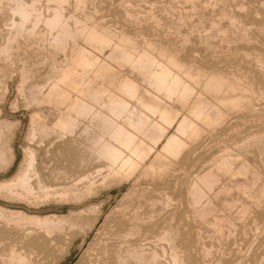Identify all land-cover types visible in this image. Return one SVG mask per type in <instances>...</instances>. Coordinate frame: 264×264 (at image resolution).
<instances>
[{
    "label": "bare ground",
    "instance_id": "6f19581e",
    "mask_svg": "<svg viewBox=\"0 0 264 264\" xmlns=\"http://www.w3.org/2000/svg\"><path fill=\"white\" fill-rule=\"evenodd\" d=\"M43 1H45V5L42 4ZM71 1L70 0H0V17H2V16H3L2 18L9 17L10 19L9 18H6V19L11 20V23H10L11 28L9 27L10 34H9V36L7 35L8 37H7L6 41L4 43L0 44V77L5 72L8 71V73H9L11 70L13 71L16 69L15 58H18V57L15 55L16 54L19 55V53H16L14 55L13 50L16 51V48L17 49L19 48V50H20L24 45V44L21 45L20 43H18V39L20 37L23 38L24 36L29 38L33 35V39L26 46L27 49H30V52L27 55V53H26L27 51H24L25 47L23 48V52L26 53V55L28 56L29 59H31V58L32 59L36 58V59L34 62L31 59L30 64L31 63H33V64L30 65V68L25 67L26 69H22L23 65L26 64V63H24L23 60L22 61L24 64L21 62L23 64L21 66V70L19 69L20 65H18L19 66L18 67V69H19L18 74L21 77V85H20V87L18 86L19 91H20L19 93L22 92V94H23V91H24V93H25V91H28L27 88L25 90V84L28 83V81L30 79H32V82H31L32 85L31 86L34 88V90H33L32 94L30 93V95H29V93H28L26 95H29V97L32 95V97H30V98H32V101H35V104H37L36 102H38L40 105H52V106H55V108L57 106H61V105L67 106L66 114H64V115L59 114L60 116L56 119L57 122L56 123L54 122L55 123L54 125L57 128L61 129V131H64L63 132L64 134H71L72 136H74L73 140L77 139L78 143L77 142L76 143L79 144L78 146H79L80 152H81V154H79V156H81L82 165L83 166L85 165L86 169L81 176L79 175L80 177L78 178V181L73 184L74 187L68 186L69 185L68 184V185H66V186H68V188L66 187V189H65V187H64V189H65V190L63 189L64 191L52 192L43 186V184L41 182L42 179L40 180V174L38 172L39 169H37L36 154L30 148H28L29 147L28 146L25 149V156H24L25 158L23 159L24 161H23V163L21 162L22 165L19 167V170L15 174V176L13 178L11 177V179L0 180V193L3 196L8 197V199L9 198H16V200L21 199L20 201L27 200V201L31 202V200L38 201L39 199H41L43 202L44 200L49 199L51 197H56V198L59 197L62 199L64 198L66 201L68 198L73 199V200H78L82 196L84 197V195L87 196V199H88L89 196H91V195L95 196V194L97 195L98 193H100L104 189L105 190L111 189L113 187H119V188L123 189L124 186H127L128 188L125 190L126 191L125 195L123 194L124 195L123 197L126 198L127 201H125L122 197V199L127 203L124 204L121 202V204H119V207L121 209L118 207L119 209L116 208V210H114L115 212H113L116 214V216H118V218L113 220V217H112L113 213H110L111 217H112V221H113L112 222L113 224L111 225L112 226L111 231L113 232L112 235H114L113 238H115V237L117 238L119 244H116V242L113 243L112 242L113 240L111 242L113 244H116L117 246L115 245V247H114V245L111 246L109 244L110 240H109V242L107 241V238H109L108 234L109 233L111 234L109 229L107 230L109 232V233L107 232V237H104L105 235L102 236V237H104V239L106 238L105 239L107 242L106 244H109L108 246L113 248V251L110 250L109 252L114 253V256L116 258L115 264H117V263L118 264H163L161 262V257L163 255V257L165 259V256H164L165 254L166 255L170 254V260H169L168 264H191L193 260L191 261L190 257L194 253L189 254L188 248H190V247H188V246H190V243H193V242H190V243L188 242L189 245H188V243H186V245H188V246L185 245V242H187L189 240L185 241L184 236L185 235L187 236L189 234H186L187 232H185L187 228L185 229V231H182L180 229V226L181 227L183 226V222H182L183 220H181V222H182L181 223L179 220L180 218H178L179 216H181V213L184 210H185L184 214L183 213L182 214L184 216H186L185 212H188V211H186V209H184V208H187L188 204L190 207L192 206L193 208H196V210L199 211V212L197 211L198 214L200 213V215L202 217H204L203 220H206L208 218V217L206 218V215L215 213V212H213V211H215L214 210L215 204L213 203L214 204V207H213L211 205V203H212L211 201H208V202L206 201L207 198L210 197L212 192H214V193L217 192L216 195H214L215 196L214 199L217 198L218 196H220L221 194L224 195V193L227 194V197L230 199L228 194L230 195L231 192H234L232 190L236 186V188L239 189L240 192H242L243 194L248 196V197L245 196L248 198V201H246L248 204H244V206L242 205L246 211L243 208H242L243 210L240 209V205L238 204L239 202H237V205H239V209H240V210L238 209V211L242 210V215H243V212H247V209L248 208L250 209V207L253 205H256V203H257V205H259L261 203L260 200H262L264 198V179H263L264 174L260 171L264 166L260 167L261 169L256 171V168L258 166H260V164H261L259 162H258L259 165L255 168V170L250 168V171H252V170L255 171V172L252 171L253 177H252V179L250 178L251 179L250 181H252V180L253 181L252 182L247 181L248 183H252V187L250 186V184L247 185L246 184L247 182L245 183V181H243L241 183L238 182L235 186H234V183H235L234 182L233 183L234 187L222 186V185L217 186L218 181H221V180H219V178L221 179L223 174L226 177L230 176V177L236 178L237 175L245 173L244 167H246V165L243 166L241 163V167L237 168L233 164L236 160L240 159L238 157L240 154L239 152H241L240 149H243L244 152L246 153L247 151L244 148H247V150L249 151V150H252L251 148H253L254 146L256 147L257 143L261 144V142H262V144H263V142H264V127L262 126L264 124H262V125L260 124L261 127L258 125V127H260V128H258V127L257 128L263 129V130L258 132V134H256V135L254 134L255 136L252 134L251 138L248 136L249 140H247L245 138L246 141L243 140L244 142H242V139H244V138L241 136L242 139H240V141L242 143L239 144V142H237L238 144H236V142H234L235 146L229 145L230 146L229 148L234 146L232 149H229V148L225 149L226 147L223 148L224 146H222L226 140L225 138L222 137L224 135L223 132H224L225 126L229 123V120L231 119V117L239 116L238 121H235L233 119V122L234 121L238 122L236 124L241 123V126H242V124H245V123H243L244 120L245 121L250 120L249 121V124H250L251 120H252V122H254L256 120V118H258V119L263 118L264 119V114H263L264 111L262 112L260 109V111L262 113H259L258 109H257L259 107V105H258V107H256L257 104L255 102L256 100L262 98V96L264 95V90H263V86H262L264 83V49L263 48H256L255 47L256 45H253L254 42L252 44L251 42L248 41V38H250V36L253 35V33H254L252 31L253 25L254 24H259V25L261 24L262 26L264 25V23L262 24V22L264 21V19H263L264 16H263V18L260 17V14H262V13L259 12L260 14L258 15V18L260 20L262 18V20H261V22L259 21L260 23L258 22V20L255 21L256 15H257L256 13L258 11L254 12L255 15L250 12L251 13V15H250V13L247 11V9H245L244 1L243 2L241 1L237 4V2H236L237 0L236 1L231 0L232 2L231 1L230 2L233 5H234V3H236L237 5H235V6H240V8H236L233 6L232 8H236L237 10L231 9L232 11H230V9H229L230 12L227 11L228 9H226L225 4H224V3H226V1L228 2V0H184L183 1V4H185L184 2L188 3V5L190 4V6L192 7L191 9L200 7L199 10H201V7L203 6V4H204L203 7H209L211 5L212 9L214 10V11L213 10L212 11L214 13L217 10V9H215L216 6L219 5L221 2L222 6L221 7L218 6L219 13H216L217 15H219L218 17H223L224 21H225V18L228 19V22L230 24L229 26H231V27L236 26V25L239 26V23L242 22L240 31L238 33V36L241 39H238L237 35H236L237 37L236 36L232 37V35L234 34V33L232 34V30L235 27L231 30V32H228L230 30H228L226 28H224V29H226V30H224L223 26H222L223 30L220 29L218 31L220 33H218V34H215V33L208 31V34L206 36L203 35L202 36L203 39L201 38L203 40V42L201 41V43L204 44V46L208 50V53L210 52L209 53L210 55L212 53H214L216 48H218V47L220 48L219 45L221 44V41H223L222 43L224 45V43L226 41H227V43H229V41L232 38L234 39L236 37L238 40H240V42H243L242 39H246L245 41H247L248 44L251 43L252 51L253 50L259 51L258 55L256 54L257 58H254L256 60V63H257V64L255 63V66L258 65V67H259V68L257 67L259 69V73H257V74L255 73V72H258L257 68H255L256 71L254 70L255 71L254 73L256 75H258V78H255V76L254 77L251 76L250 78H248L246 80L245 77H247L248 74L245 72L247 75L244 76L245 74L243 71H245L246 69L249 70L250 68H253L254 66L252 67L250 64L251 67L249 66V67H246V69H245L242 64L246 63L247 61L246 62L243 61L244 57L242 60L244 63L239 62V65L241 63L242 68H244L245 70H243V69L239 70V69H237V67H236V70L230 69L231 67L229 68V66H228L229 62L228 63H227V61L223 62L225 59L224 56L222 58L223 60L219 61L216 59L217 57L216 58L213 56L211 57L210 55H209L210 57H204V56H207V55H204L202 57V58H204L202 60V63L201 62L199 63L196 61L195 56L198 55L199 56L198 58L202 59L200 57L202 55H199L196 47H195V49H196L197 55L194 54L195 49L193 50V52H194L193 54L195 56H193L191 52H188V51L186 52V49H188L187 48L188 45L186 46V44H188L189 41L191 40V39H189L190 35L187 34V36L184 39H181V41H184V42H181V43H183V46L178 48L175 45L176 40H174V39H176V37L178 35H176V37H175V36L171 35V32H170V36L175 37V38L174 39L172 37L167 38L165 36L166 35L165 33L169 32L168 31L169 29H167V32H164L166 30L162 31L165 27L163 28L164 25L160 24L162 22H160L161 19L158 16L160 19V21H159L157 15L151 17L150 19L157 17L158 21H154L155 18L152 21L155 23L158 22V24H160L159 26L162 25L163 29L159 30L158 27H156V26H155L156 29H153L154 23L152 21L148 22L150 19H147L148 21H142V24H143V22L144 23L147 22V23L140 25L141 23L139 24V22H138L137 26H134V27L132 26L133 29L131 28V30H130L129 28H130L131 24L129 22L137 20L138 19L137 16L139 14V12H137V11H139V10L141 11V9H142V8H140L139 3L136 4L137 5L136 7L134 6L136 2L134 3V5L132 3V6H131V4H126L125 0L124 1L122 0L121 3L124 2L126 5L125 4L120 5L121 4L120 2L116 3V5H118L120 3L119 4L120 6H118V7H121V16L122 17L121 16H119V17H121L123 20H125V21H123L121 18L118 17L120 19V21H122L121 23L124 24L125 26L123 25V26H121L122 27L121 29L118 28L119 30H116L117 27H116V29H114L115 26H113V29L109 28L110 26H112L110 24H109V27H106L103 24L98 23L100 21L99 20L100 16L99 17L97 16L98 22H95L96 21L95 19L97 17L95 18L96 15H94L93 13L98 12V11H100L99 13L106 12L105 6L103 7L105 10L101 11L102 10L101 3H102V1L104 2V0H98V2L96 0H74L75 1V5L73 6L74 9H72L73 10L72 12L70 11L71 12L70 16H67L66 15L67 14L66 13L67 6H68L67 4L71 3ZM115 1L116 0H114V2ZM141 1L146 2L148 0H141ZM164 1L166 2L167 0H163L162 2H164ZM171 1H175V0H170L169 2H171ZM263 1L259 0L258 1L259 3L256 2V4L255 3H253V4H255V5L258 4L257 7L258 6L260 7V5L262 4ZM67 2H69V3H67ZM91 2H93L94 4L96 2L95 6L93 4L95 11H91L92 14H89V15H87L88 13H85L86 14L85 18L90 19V21H92V22L91 23H85L83 20H82L83 22H81L77 16L78 11L86 8L85 6L87 4L89 5V3H91ZM110 2H111V0H110ZM169 2H166V4H168ZM179 2H177V3H179ZM252 2H254V1L252 0ZM129 3H131V2H129ZM150 3L152 5L151 10L148 11L150 14L153 13V9L158 10V12H160L159 10L162 8L160 6L164 7L166 5L163 3L164 5L162 4L158 7L160 9H155L153 6H155L154 3H156V2H153L151 0ZM177 3L175 2L174 4H177ZM181 3L182 2H180V4ZM205 3L206 4L209 3V5H206ZM231 3L229 4L230 7L229 6H227V7L231 8ZM108 4H109V1H108ZM112 4L110 3L109 6H111ZM156 4H158V3H156ZM183 4H181L180 7H183L182 6ZM106 6H107V3H106ZM168 6H170V5L168 4ZM251 6H254V5H251ZM261 6H263V4ZM118 7H117V9H118ZM170 7H173V6L171 5ZM203 7H202V9H206ZM165 8H167V6H165ZM254 8H256V7H254ZM88 9H90V8H88ZM110 9H113L112 11L109 10L110 14H111V12H113V13L115 11L118 12L117 10H114L115 7H113V8L110 7ZM176 9H178V8L176 7ZM176 9L174 10V8H173L172 10L176 11ZM180 9H182V8H180ZM248 9L251 11V8H248ZM119 10H120V8H119ZM161 10L164 11L163 8ZM262 10L264 11V8H262ZM109 11L107 10L106 13H108ZM144 11H146V10H144ZM167 11L170 13V10L167 9ZM183 11H185V8ZM183 11L180 12V13H182V16H183ZM195 11L192 12V15H194L196 13ZM119 12L114 13L115 17H116V14H120ZM176 12H179V11H176ZM186 12H187V9H186ZM82 13H84V12L82 11ZM149 13H147V15H145L146 13L144 12L143 18H145L146 16H149L150 15ZM165 13L166 12H162L163 15ZM184 14H185V12H184ZM188 14H189V12L186 13V15H188ZM199 14H200V12L196 16H199ZM252 14L255 17L254 19H253ZM79 15H81V14H79ZM101 15L107 16L106 14H101ZM153 15H155V13ZM172 15H173V13H172ZM172 15H171V17H173V19H174V16H172ZM214 15L215 14L210 15V18L208 17V19L206 17L208 15H206L205 19L200 20V23L203 25L204 29H205V27H207L206 25H208V27H210V29L215 28L214 31H216V27H217L218 22H217V20H215L216 18L214 19L211 17ZM109 16H112V15H109ZM164 16H168V15L165 14ZM201 16H203L202 13H201ZM115 17H114V19H115ZM138 17H140V16H138ZM215 17H217V16H215ZM143 18H141V19H143ZM175 18H176V16H175ZM186 18H189V17L187 16ZM190 18H192V16H190ZM193 18H195V16ZM223 18H221V19H223ZM112 19L113 18H111L109 21H111ZM173 19H172L171 23H169L170 21L168 22L166 20L170 24V26L171 25L175 26L174 24H176L173 22ZM177 19H178V17H177ZM218 19H220V18H218ZM241 19H243V20L245 19V20L243 21ZM144 20H146V19H144ZM181 20L182 19H180V21ZM126 21H128V22L125 23ZM139 21H141V20H139ZM164 21L165 20H163V22ZM187 21H190V20L187 19ZM112 22H110V23L112 24ZM114 22L117 23V21H114ZM167 22H165V23H167ZM175 22H177V20ZM222 22H223V20H222ZM116 23H115V25H117ZM128 23L130 24L129 28L126 26V24H128ZM131 23H133V22H131ZM148 23H150L151 26L146 25ZM184 23H186V21H184ZM184 23H182V24H184ZM200 23H199V25H200ZM225 23H226V21H225ZM40 24H42L44 26V30H42L43 34L36 33V30ZM118 24H120V22ZM190 24H191V22H190ZM194 24H197V23H194ZM6 25L8 26L9 24H6ZM179 25H181V24H179ZM184 25L187 26L188 24H184ZM192 25H193V23H192ZM192 25H191L192 30H194ZM41 26H40V28H41ZM173 26H171V27H173ZM229 26H227V24H226V27H229ZM262 26H261V29H262ZM30 27H32V29H30ZM151 27H153V28H151ZM176 27L178 28L179 26H176ZM189 27L190 26L188 25V28ZM254 27H257V26L254 25ZM177 28H175V29H177ZM181 28H180V30L177 29L176 31L179 30L178 33L181 32ZM257 28L259 29L260 27H257ZM237 29H238V27H237ZM170 30H173V29L171 28ZM189 31H191V30H189ZM201 31L202 30H200V32ZM204 31H206V30H203V32ZM235 31L236 30L234 29V32ZM206 33L204 32V34H206ZM260 33H261V30H260ZM172 34H173V32H172ZM200 34H202V32ZM261 34H264V32ZM44 35L51 38V44H52L51 47L52 48H54L57 51H63L62 53H65L64 62L62 61V63H61L59 60V57H57V54H55V53L53 56L48 57V56H45L44 54H43L44 56H42V54L40 52L42 59H40L41 56H40V54H38L40 56L39 60H37L38 59L37 55L33 56L37 51V45L40 44V42L42 40V36L44 38L43 41L45 40V44L48 42V41L46 42ZM179 35H181V34L179 33ZM185 35H186V33H185ZM80 37L82 38L81 40H84V42H86V45L88 44V45H90V47L93 46L94 50H90V49L84 47L83 45H79L80 41L77 43L76 39H80ZM181 37L183 38V36H181ZM50 38H49V41H50ZM199 38H200V36H199ZM236 38H235V40H236ZM177 39H180V38L177 37ZM254 39L256 40L257 38H254ZM238 40H237V42H238ZM260 40H263V39H260ZM29 41H30V38H29ZM194 41H196V43L195 42L194 43L197 44L198 40L195 39ZM230 42L232 44V41H230ZM258 42H259V39L256 42L257 45H259V43L260 44L263 43L262 41L259 43ZM26 43H28V42H26ZM235 43H233V45ZM239 43H236L235 46L237 47V44H239ZM198 44L201 45L199 42H198ZM226 44H225V46H226ZM248 44L244 45L242 47V43H241L240 44L241 45L240 50L241 51L243 50V51L238 52V53H241L246 58H247V56L249 58V54L251 52V49H249L250 46L248 47ZM233 45H231V46L229 45V46L232 48ZM42 46H44V45H42ZM221 46H222V44H221ZM225 46H224V49H225ZM14 47H16V48L14 49ZM39 47H41V46L39 45L38 48ZM230 47H229V50H230ZM262 47H263V44H262ZM43 48L44 47H42V49H41L42 51H43ZM234 48H233V50H234ZM107 49H109L108 55L106 52ZM238 49H236V51L232 50L233 53L230 50V53L236 54ZM199 50L200 49H198V51ZM221 51H222V49H221ZM24 53L21 54L22 57H24L23 56ZM51 53H53V52H51ZM99 53L100 54H106L107 57L103 60L101 55H99ZM254 53H256V52H254ZM222 54H223V52H222ZM241 54L239 55L240 57H242ZM60 55H61V53H60ZM228 56L232 57L231 55H227V58H228ZM237 56L238 55H236V57ZM251 56L252 55H250V57ZM230 57L228 58V61H231V60L233 61L235 59V55L233 56L234 59L230 60ZM218 58L221 59L220 54H219ZM23 59H25V58H23ZM199 59H198V61H199ZM115 60H119V62L122 64V69L120 71H118L119 73L122 74V79L118 82L111 81L112 80L111 76L113 75L114 72H116V70L114 69ZM250 60H251V58H250ZM237 64L235 66H237ZM126 68L131 69V72L127 73ZM16 72H18V70L15 71V73ZM101 79H103L105 82L102 83L101 85L97 84V81L101 80ZM2 82H3V80H2ZM29 85L30 84H28V86ZM31 86L29 87V90H30V88H32ZM0 88H1V86H0ZM24 95L25 94H23V96ZM74 95H75V97H74ZM18 96H19V94H18ZM29 97L26 96V98H29ZM26 98L24 97L25 100H26ZM258 101H260V100H258ZM31 102L28 101L27 104L28 103L31 104ZM262 102H264V101H262ZM263 106L261 105L260 107H263ZM40 109H39V111H40ZM62 110H63V108H62ZM55 112H56V110H55ZM37 113H40V112H37ZM38 115H34V117H39ZM41 116L44 117V115H42V112H41ZM31 119L33 121V117ZM56 120H54V121H56ZM38 121H40V120H37L36 122H38ZM231 121H232V119H231ZM248 121H246V125H247ZM7 124H1L0 123V163H3L4 165L6 164L4 162L8 161V158L13 155L12 149H11L12 148L11 147L12 140L11 139L9 140V138L8 139L5 138L6 137L5 132H6V130H8L10 128V124L9 125H7ZM32 124H33V122H32ZM36 124H38V123H36ZM254 124H255V122H254ZM81 125H83V126L81 127ZM229 125L231 126V122ZM246 125H244V126H246ZM41 126H43V124H41ZM46 126H48V125H46ZM230 126H229V128H230ZM234 126L232 125L230 129L234 130L235 128H232ZM238 126H240V124L237 125V127ZM52 127H54V126H52ZM52 127H50V129ZM251 127L253 128V126H251ZM251 127H249L250 130H251ZM45 129H46L45 127H42V130H45ZM230 129L225 130V131L229 132V131H231ZM239 129H242V128H239ZM254 129H256V126ZM36 130L38 131V129H36ZM36 130H34V131H36ZM48 130L49 129H46V132ZM235 130H237L239 132L238 129H235ZM257 130L253 131V133L257 132ZM50 131H52V130H50ZM251 131H250V134H251ZM29 132H30V130H29ZM32 132L33 131L30 132L31 135H32ZM42 132H44V131H42ZM233 132H231V133H233ZM39 133L41 134V132H39ZM52 133H53V131H52ZM59 133H62V132H59ZM239 133H241V135L245 134V132L244 133L239 132ZM47 134L45 133L46 136H47ZM228 134H230V132ZM233 134L237 135L238 133H233ZM250 134H248V135H250ZM31 135L29 134L28 138H30ZM35 135L33 134V139L35 138ZM49 135H51V133H49L48 136ZM231 135H228V136H231ZM245 135H247V134H245ZM61 136H63V135L61 134ZM209 136H210V138L212 137V139L215 137L214 139L220 140V141L214 140L215 141L214 143L219 142L221 144L222 143L221 141L224 140V142L220 145V146H222L223 149H220V150H218L217 148H216V150L212 149L213 147L210 148V146H211V144H210V146H207V147H209V149L207 150L206 146H205L207 143L205 144V140L208 138L209 143H210L211 139L209 138ZM226 136H224V137H226ZM221 137L223 138L222 140H221ZM239 137L240 136H238L237 138H239ZM63 138L65 140L64 136H63ZM230 138H232V137H230ZM230 138H228V139H230ZM233 138H235V137L233 136ZM36 139L38 140V138H36ZM10 141H11V143H10ZM237 141H239V140H237ZM73 143H74V141H73ZM228 143H230V142H228ZM212 145L215 146V144H212ZM216 145L219 146V144H216ZM258 148H259V150H256V151H260V149H261L260 145ZM256 151H253V153ZM251 152L252 151H250V153ZM262 152H264V151H262ZM241 154H243V153H241ZM246 155H247V153H246ZM252 155H254V154H252ZM262 155H264V154L261 153L260 156H262ZM243 156H244L245 160H246V158H248L247 156L245 157V155H243ZM253 158H256V157H253ZM207 159H208V161L213 160L212 161L213 165L211 163L212 166L208 167L209 164H207L206 165L207 168L205 170H203L204 172L197 173L196 176H192L193 178H191V176H189L191 179H189V178H188L189 180L187 179L188 182H185V184L187 183L185 188H183V185L181 184L182 188H183L182 190L186 189V192L184 191L185 192L184 194H186L185 200L187 202V205H186V202H184L185 203L184 205H186L187 207L182 205L184 208H181V209H184V210L181 211L180 215H179V213H177L179 216L175 214L176 210L174 211L175 213L173 214V212L170 209V207L172 205L182 204V203H173L174 197L172 196V194L170 195V193H169L172 189V185H171V189H168V187L162 186L163 188H165V189L167 188V190H170L169 192L168 191L164 192L165 189L161 190L160 187H159L160 188V190H159V189H155V187L153 186L154 187V190H153V188L151 189L152 186L151 187L149 186L150 187L149 188L147 185L145 187L144 186L145 184L142 185V182H144V181L147 184V180H151V182H152V180H155V181L158 180L161 182L163 180H165V182H166L167 181L166 179H168L167 177L168 176L170 177L172 175V174L171 175H168V174L170 172L173 173V171L169 172V170H171L170 167H171V165H173L176 162H183V164H184V161H188V163H190L189 160L190 161H192V160L193 161H195V160L196 161H198V160L202 161L203 160L201 163H204L205 162L204 160H207ZM248 159H247V161H248ZM208 161H206V163ZM256 161L254 163H256ZM258 161H261V159ZM239 162H238V164H239ZM242 162L245 163V161H243V159H242ZM251 162H253V161H251ZM186 163L184 165H182V167H184L186 165L185 168H189L191 166L190 164H192L193 167L195 166L193 164V162H191L190 164L187 163L188 165ZM208 163H210V162H208ZM254 163L252 165H254ZM3 164H2V166H3ZM262 164H264L263 160H262ZM197 165L195 166V168L197 167ZM201 165H203V164H201ZM201 165H200V169L202 167H204V168L206 167V166L201 167ZM177 166H178V164H177ZM177 166L176 167L174 166V167L177 168ZM187 166H189V167H187ZM172 170H174V169H172ZM176 170L180 171L179 169H175L174 172H176ZM183 170H184V168H183ZM185 170H187V169H185ZM190 171H191V169L188 170L189 173H190ZM182 173H183V171L182 172L180 171V174H182ZM185 173H186V171H185ZM185 173H183V175H187ZM189 173H188V175H189ZM219 174H222V176L220 177ZM173 175H174V173H173ZM225 176L223 177V179L225 178ZM174 177H173L172 182L174 180H176V175H174ZM180 177L181 176H179V181H181L180 179H182V181H183V178H182L183 176L181 178ZM247 177H249V175H247ZM184 178H185V176H184ZM242 179H244V178H242ZM246 180H248V179H246ZM226 181H225V183H226ZM231 181H233V180H231ZM81 182H84V183H82V185L85 184V186L83 188V193H80L79 191L77 192L78 189L77 190L74 189L76 187V185H78ZM169 182H171V181H169ZM153 183H154V181H153ZM174 183H175V181H174ZM180 183L181 182H179V184ZM220 183H222V181ZM150 185H152V183ZM166 185H169V184H166ZM176 185L178 186V183ZM160 186H161V184H160ZM81 187L82 186H80V188ZM147 187L149 188V191H153V192L149 193V191L147 190L148 189ZM173 187H175V186L173 185ZM178 187H181V186H178ZM173 189H172V191H173ZM249 189H251V190H249ZM36 190H38V191L36 192ZM74 190L76 192H74V194H73L72 191H74ZM176 190H177V188H176ZM182 190H181V192H182ZM239 190H237V191H239ZM162 191L164 193L162 195L161 194L159 195V193H162ZM237 191L235 190V192H237ZM253 191H254V193H252ZM38 192H41L43 194L38 196L37 195ZM81 192H82V190H81ZM157 192H159V193L157 194ZM179 192H180V190H178V194H177L178 197L177 196L176 197L182 199L183 197H181V196H184V195H182L183 192L181 193V196L179 195ZM78 193H80V194H78ZM238 196L239 195H237V197ZM221 197L222 196H220L219 198H221ZM239 197H241V195ZM212 198H213V196H212ZM219 198H217V199H219ZM228 198H225V199L221 198L220 202L224 206L223 208H225V206L231 208V204H232L231 200L235 199V201H236V199H237V198L232 197V199L229 200ZM247 198L243 199V200L245 201V200H247ZM62 199H60V200L62 201ZM87 199H84V200H87ZM217 199H216V201H218ZM49 200H48V202H50ZM58 200H57V202H58ZM82 200L83 199H81L79 201H82ZM180 200L178 199V202ZM238 200H239V198H238ZM239 201L242 202L241 198ZM205 202H207V203L205 204ZM32 203H33V201H32ZM35 203L36 202H34V204ZM43 203H45V201ZM36 204H38V203H36ZM148 204H149V207H148L149 210L151 207L153 210L152 211L153 213L146 210L147 207H145V206ZM240 204H243V203H240ZM93 205L91 204L92 207H89L87 209L81 208V210H79V211H76V210L73 211V209H72V212H69L70 214L68 213L69 215H67V216H60L61 214L60 215H57V214L52 215L51 214V215H46V216H33V215H28L27 213H25V211L24 212L15 211V210H10V209H5V208L0 207V244H3V241H9L7 243L8 245L4 244L5 245L4 248H2L0 246V248H2V249H0V264H36L34 262L37 261L39 258L37 259V257H36L37 260L35 259V260H33L34 261L33 262L32 261V259L34 258L33 256H36V255L42 256V255H40L41 253L36 254L35 252H34L35 255H32L33 251H30V249L33 248V246H34L33 244H35L36 242L39 243L46 236H51L52 234H55L54 232H61V233L67 232V234H75L78 231H82L83 234H85L90 230H94L96 232L98 231L97 233L102 234V232H103L102 227L104 226L103 228H106L105 226L107 223L105 222V225H104V222H103V224L101 226L99 225L101 222V217H102L103 213L101 212L102 210L101 211L99 210L100 208H97L98 206L96 204H95V206H93ZM235 205H236V203H235ZM262 205H263V203H262ZM114 207H116V206H114ZM174 207L175 206H173V209H175ZM234 207L235 206H233V208ZM263 207H264V205H263ZM141 208H144L145 210L141 211L140 210ZM229 208H226L227 211H230V210L232 212L234 211L233 208H231V209H229ZM259 208H261V207H258V209ZM181 209H179V210H181ZM215 209H217L216 210V213H217L218 208H215ZM188 210H189V207H188ZM193 210H191V211H193ZM196 210H195V212H193V213H195L194 215H197ZM250 211H252V210H249V212ZM225 212H223V213H225ZM237 212H236V215L240 216L239 213H241V212H238V213ZM249 212H247V213H249ZM260 212H262L261 209H260ZM220 213L222 215L221 211H220ZM256 213H257V211H256ZM263 213H264V208H263ZM192 214H191V217H192ZM261 214L258 216L260 217ZM174 215L176 218H178L181 225H180V223H179V225H175V223H177L178 221L174 222V224L171 223L172 220L174 219ZM217 215L219 216V214H217ZM233 215H235V213ZM242 215H241V217L243 219H238V221L239 220L243 221L247 217V216L243 217ZM252 215L254 216L255 213ZM252 215L250 213L249 217H251ZM218 216L217 217L215 216V218H217V219L220 218V216L219 217ZM223 216H224V214H223ZM255 216L253 217V219L255 218L254 220H256V218H257V216L256 217ZM187 217L190 218L189 216H187ZM196 217L197 216H194V218H196ZM212 217H213V215H212ZM263 217H264V215H263ZM108 218H109V216H108ZM194 218H191V219H194ZM197 218H199V217H197ZM197 218H196V220H197L196 224L194 222L193 223L195 225H197V223L202 225L203 223L198 222L199 219H197ZM224 218H227V216H225ZM234 218H236V217H234ZM234 218H232V219H234ZM237 218L235 220H237ZM251 219H252V217H251ZM226 220H225V222H226ZM248 220H249V218H248ZM258 220H260V218ZM263 220H262V222H264ZM184 221H186V220H184ZM194 221H195V219H194ZM228 221H227V223H229ZM232 221H234V220H232ZM246 221L247 220H245V222ZM209 222L212 223V220L210 219ZM262 222L259 221L261 227L263 228L264 224L262 225L261 224ZM108 223L110 225V222H108ZM189 223H190V221H189ZM230 223H231V221H230ZM233 223H232V225H237V223L236 224H233ZM243 223H244V221L242 222V224ZM256 223H257V221H256ZM194 224H192V225H194ZM212 224H214V223H212ZM222 224H224V227L227 228V226H225V223L222 222ZM222 224H221V227L223 226ZM239 224H240V221H239ZM251 224L249 223V226L245 224V227L248 226V228H249ZM192 225H191V227L187 226L189 230L192 228ZM200 225L198 226V228L201 227ZM203 225H206V224H203ZM254 225H256V224H254ZM211 226H209V228ZM237 226H234L236 230H237V228H236ZM240 226H242V225H240ZM253 226H251V230L256 229L257 234H258L259 233V231H258L259 225L255 226V228ZM3 227H5V228H3ZM214 227H213V229H214ZM217 227L219 228L220 226L218 225ZM228 227H230V226H228ZM232 228H233V226L231 227V229ZM252 228H254V229H252ZM188 229H187V231H189ZM235 229H233V231H235ZM193 230H195V229H193ZM207 230H208V228H207ZM214 230H216V229H214ZM214 230H213V232H214ZM221 230H224V232L225 231L227 232V230L225 228L224 229L222 228ZM221 230L219 229V232L217 230V233L223 232ZM245 230H246L245 231L246 235L245 234L244 235L246 238L247 235H250L249 232H251V230H249V229H245ZM197 231H199V230L197 229ZM197 231L195 230L194 233ZM200 231H202V233L204 232L202 229H200ZM229 231H230V229H229ZM255 231H254V233H255ZM183 232L185 234H183ZM238 232L239 231H237V233ZM240 232L241 233H239V235L242 234V236L244 238V235L242 233L243 231L241 229H240ZM194 233H193V235H195ZM199 233H201V232H198V234H196L195 237H192L194 242H195V240L197 241L198 238L200 239ZM205 233H206V231H205ZM225 233H224V236L228 232L226 234ZM96 234H95V236H96ZM151 234H152V236H151ZM232 234H233V232H231L230 235H232ZM56 235H58V234H56ZM112 235H110V236H112ZM145 235L146 236L149 235V236L145 237ZM193 235L190 234V236H193ZM200 235L202 236V234H200ZM215 235H216V233H215ZM233 235H236V233ZM252 235L248 236V239H249L248 241H251L252 238L250 239V237H254L253 231H252ZM261 235H262V237H264L263 233ZM55 236L53 238H55ZM217 236H218V234H217ZM224 236L221 235V237H223V240H225ZM143 237L145 239H141ZM204 237H207V236H204ZM51 238H52V236H51ZM116 238L114 240H116ZM203 238H202V241H203ZM239 238L241 240L242 237H239ZM239 238H237V239L239 240ZM188 239H189V237H188ZM206 239H204L205 240L204 242H206ZM232 239L234 240V238H232ZM99 240H100V238H99ZM139 240L144 241V243H141ZM223 240H221L219 242L222 243ZM235 240H236V237H235ZM50 241H48V242L53 244V242H50ZM102 241H103V239H102ZM236 241L235 242L233 241L234 244H236ZM243 241L244 242L241 241V243L242 244L246 243L245 245H247V246L241 245V246H243L242 249H244L242 251L244 252L245 249H247L246 251H248L249 248H245V247H250V246H248L250 243L248 244L247 240H243ZM95 242H97V241H95ZM204 242L202 244V247L205 245ZM237 242L239 243L240 241H237ZM49 243H47V244H49ZM101 243H103V242H101ZM148 243H151V244L156 243V244H155V247H149V246H147V245H150ZM159 243L160 244L162 243V245L160 246ZM216 243H218V241ZM39 244L41 245V243H39ZM39 244H38V247H39ZM261 244H262V241H261ZM261 244H258V245H261ZM19 245H21V246L19 247ZM158 245L160 246L159 249H157L159 247ZM192 245H194V244H192ZM211 245L213 246L214 242ZM230 245L233 249L232 243ZM96 246H98V245H96ZM108 246H107V248H108ZM198 246H199V244H198ZM208 246H210V245H208ZM102 247H106V246H102ZM214 247L215 246H213V248ZM224 247H225V245H224ZM252 247H254V246H252ZM255 247H256V245H255ZM255 247H254V249H255ZM191 248H193V246ZM191 248H190V250H191ZM210 248H211V250H213L212 247H210ZM210 248L207 247L208 250ZM234 248H235V246H234ZM236 248L239 249V247H237V245H236ZM205 249L203 248V251H205ZM250 249H251V247H250ZM250 249H249V251H250ZM33 250L35 251V249H33ZM198 250H200V249H198ZM201 250H202V248H201ZM228 250H230V248ZM39 251H40V248H39ZM41 251H43V250H41ZM213 252H214V250H213ZM227 252H228L227 250L225 253L222 252V253H224L225 257L227 256L226 255ZM229 252L227 253L228 255L231 254V252L230 253ZM240 252H241V249H240ZM243 252H241V253H243ZM257 252H259L258 249H256V251L255 252L253 251L252 253L255 254ZM263 252H264V250H263ZM167 253H169V254H167ZM247 253H249V252H247ZM99 254H100V256L102 255L101 253H99ZM208 254L210 256L211 253H208ZM235 254H237V253L235 252ZM244 254H245V252H244ZM244 254L241 256V257H243L242 259H244ZM249 254H251V253H249ZM217 255L218 254L215 253L216 257H217ZM232 255H229V256L231 257ZM239 255H238V258L240 257ZM195 256H197V255H195ZM200 256L204 257L203 255H198L199 260H200V258L202 259V257H200ZM249 256L250 257L247 256L249 258V260H250V258L252 259L251 255H249ZM260 256H256V259H257V257H258V259L262 258ZM107 257L108 256H106V258ZM206 257H204V259L206 258L208 260L209 259L208 256H206ZM219 257H221V256H219ZM219 257H217V258H219ZM225 257H223L224 259L222 257L221 258L223 260H225ZM233 257H237V256L235 255ZM233 257H232V259H233ZM112 258H114V257H112ZM263 258H264V254H263ZM229 259H231V258H229ZM102 260H103V257H100L98 259V261H102ZM109 260H110V258H109ZM213 260H212V262H213L212 264H214L215 261H218V259L214 260V261ZM235 260L238 261L237 258ZM235 260H234V264H236ZM241 260H239V261H241ZM95 261L89 262L88 264H100L99 262L96 263ZM106 261H108V260H106ZM227 261H228V259H226V262ZM248 261H246L245 264H247V263L251 264L252 263L251 262L252 260H250L251 263H249ZM260 261H261V259L259 260V262ZM39 262H41V261H39ZM104 262H105V260H103L102 263L105 264ZM108 262L110 263V261H108ZM167 262H168V260H167ZM199 262H201V261H197L198 264H199ZM222 262H224L223 264L226 263L225 261H222ZM230 262L228 264H232ZM253 262L257 263V260L253 261ZM210 263H211V261H210ZM238 263L239 262H237V264ZM39 264H42V262Z\"/></svg>",
    "mask_w": 264,
    "mask_h": 264
},
{
    "label": "rangeland",
    "instance_id": "374dc122",
    "mask_svg": "<svg viewBox=\"0 0 264 264\" xmlns=\"http://www.w3.org/2000/svg\"><path fill=\"white\" fill-rule=\"evenodd\" d=\"M71 1V0H70ZM97 2H98V0H96ZM108 1H109V4H108ZM121 1L122 0H116L115 2H114V0L112 1L111 0V2H110V0H104V2L102 1V3H101V8H102V10L101 11H104L105 9V11L107 12V10L109 11H112L113 9H110V7L111 8H113V7H115V9L114 10H117L120 14H116V17H115V14L114 13H118V12H111V14H110V11L108 12V13H106V12H101V13H99L100 11H98V12H95V13H93L94 15H96L95 16V18L98 16H100V18H99V22H98V17L94 20L95 22H98V23H101V24H103L104 26H106V27H109V24L110 25H112V26H110L109 28H112L113 29V26H115V28L114 29H116V27H117V29L116 30H119V29H121L122 27L121 26H123L124 24H122L121 22L122 21H120V19L119 18H121L122 16H121V7H118V6H120V5H124L125 3L123 2V3H121ZM124 1V0H123ZM134 1V2H133ZM141 0H125V2H126V4H131V6H132V3H133V5H134V3H135V7L137 6L136 4H138L139 3V6H140V8H142L141 9V11L139 10V11H137V12H139V14H138V16H140V17H138L137 16V18L139 19V20H141V21H139L138 19L137 20H135V21H130L129 23L131 24V26H130V28H129V23L128 24H126V26L131 30V28H132V26L134 27V26H137V24H138V22H139V24L140 25H143V24H145V23H147V22H143V24H142V21H148L147 19H150L151 17H153V16H156L157 15V17L159 16L160 17V19H161V21H160V19H159V17H158V19H159V21L160 22H162V23H160V24H163L164 26H163V28H162V25L161 26H159L160 24H158V22H153L152 20L154 19V21H158L157 20V17H154L153 19H150L148 22H150V21H152L151 23L154 25L153 27H151V28H153V29H156V27H158V29L159 30H161V29H163L162 31H164V30H166V31H164V32H167V29H169L168 31L169 32H167V33H165L164 35L167 37V38H171L172 36H170V32H171V35H173V36H175L176 37V35H178L177 37L178 38H180V39H177V37H176V39H174L175 37H172L174 40H176L175 42V45L179 48V47H181V46H183V43H181V42H184V41H181V39H184L186 36H187V34H189L190 35V38L189 39H191L190 41H189V43L188 44H186V46H187V48L188 49H186V52L188 51V52H191L192 53V55L193 56H195V55H197V52L199 53V55H202V56H200L201 58L204 56V55H207V56H204V57H217L216 59L217 60H219V61H221V60H223L222 58H223V56L225 57V59H224V61L223 62H225V61H227V63H228V66H229V68L230 69H234V70H236V67H237V69H239V70H245L246 69V67H249L250 66V64H251V66L253 67V68H250L249 70L248 69H246L245 71H243L244 72V76H246L247 74V77H245L246 78V80L248 79V78H250L251 76H255V78H258V75H256L257 73H259V67H258V65H256L255 66V63H256V60L254 59V58H257V55H258V53H259V51L257 52V51H252V48H251V43L253 44V42H254V44L253 45H256L255 47L256 48H263L264 49V34H261V33H263L264 32V25L262 26L261 24V26H262V29H261V26L259 25V24H254L255 26H257V27H260L259 29L257 28V27H254V25H253V27H252V31L254 32L253 33V35H251L250 36V38H248V41L249 42H251V43H247V41H245L246 39H242L243 40V42H240V40H238V39H241V38H239V36H238V33H239V31H240V28H241V25H242V22H240L239 23V26H229L230 24H229V22H228V19H226L225 18V21H226V23H225V21H224V18L223 17H218L219 15H217L216 13H219V8H218V6L219 7H221L222 5V3L220 2V4L219 5H217L216 6V8L215 9H217L216 11H215V13L213 12L214 10L212 9V6L210 5L209 7H203L204 6V4H203V8H206V9H202V7H201V10H199V8L200 7H198V8H193V9H191L192 7L190 6V4L188 5V3H186V2H184L185 4H183V1L184 0H175V1H171V2H169L170 0H167L166 2H169L168 4L171 6H173V7H170V6H168V4H166V2L164 1V2H162L163 0H152L153 2H156V3H158V4H156V3H154V5L155 6H153L155 9H160V8H158L160 5H162L163 3L164 4H166L165 6H167V8H165V6L163 7V6H160V7H162L163 9H164V11H162L161 9L159 10L160 12H158V10H154L153 9V13L152 14H150L148 11H150L151 10V0H148V1H146V2H143V1H141ZM182 2L181 4H183L182 6L183 7H180V2ZM231 0H228V2L226 1V3H224L225 4V7H226V9H228L227 11L228 12H230V11H232L231 9H233V10H237L236 8H240V6H235V5H237L239 2H243L244 1V4H245V9H247V11L250 13H253L254 14V12L256 11H258L256 14V19H255V21L256 20H258V22L260 21L261 22V20H262V18H263V14H264V11L262 10V8H264V1L263 0H260V1H263L262 2V4H263V6H261L260 5V7L258 6L257 7V5H255L256 4V2L257 3H259L258 1L259 0H253L254 2H252V0H234V1H236L237 2V4L236 3H234V5L230 2ZM114 2V3H113ZM118 2H120L118 5H116V3H118ZM129 2H131V3H129ZM177 3V2H179V3H177V4H174V3ZM67 3H69V2H67ZM106 3H107V6H106ZM110 3L112 4L111 6H109L110 5ZM146 3V4H145ZM172 3V4H171ZM231 3V8H229L230 7V4ZM252 3V4H251ZM253 3H255V4H253ZM42 4L43 5H45V1H43L42 2ZM70 4V5H69ZM69 4H67L68 6H67V11H66V15L67 16H70V13L73 11L72 9H74V5H75V1L74 0H72L71 1V3H69ZM93 2H91V3H89V5L87 4L85 7L86 8H84L83 10H80V11H78V14H77V16H78V18L80 19V21L81 22H85V23H91L92 21H90V19H87V18H85L86 16V14L85 13H88L87 15H89V14H92V12L91 11H95V8H94V6L96 5V2H95V4H94V6H93ZM125 4V5H126ZM163 4V5H164ZM206 4V3H205ZM249 4V5H248ZM254 5V6H251V5ZM116 5V6H115ZM175 5V6H174ZM206 5H209V3H207ZM105 6V9L103 8ZM227 6H229V7H227ZM236 7V8H232V7ZM249 6V7H248ZM71 7V8H70ZM73 7V8H72ZM108 7V8H107ZM117 7H118V9H117ZM176 7L178 8V9H176ZM251 8V11L248 9V8ZM254 7H256V8H254ZM262 7V8H261ZM88 8H90V9H88ZM119 8H120V10H119ZM139 8V9H140ZM174 8V10L176 9V11H179V12H176V11H173L172 9ZM180 8H182V9H180ZM184 8H185V11H183L184 10ZM209 8V9H208ZM167 9L168 10H170V13L167 11ZM181 11H180V10ZM186 9H187V12H189V14L188 15H186ZM229 9H230V11H229ZM256 9V10H255ZM144 10H146V11H144ZM166 10V11H165ZM191 12H190V11ZM195 11L194 13L196 14V15H198V13L200 12V14H199V16H196L194 13V15H192V12L193 11ZM204 10V11H203ZM213 10V11H212ZM71 11V12H70ZM82 11L84 12V13H82ZM87 11V12H86ZM90 11V12H89ZM155 11V12H154ZM157 11V12H156ZM183 11V16H182V13H180V12H182ZM253 11V12H252ZM144 12L146 13L145 15H147V13H149L150 15V17L149 16H146L145 18H143L144 17ZM162 12H166L165 14H167L168 16H164L163 14H162ZM168 12V13H167ZM184 12H185V14H184ZM213 12V13H212ZM262 13V14H260V13ZM155 13V15H153ZM157 13V14H156ZM172 13H173V15H172ZM191 13V14H190ZM201 13H202V15L203 16H201ZM204 13V14H203ZM215 14L214 16H211L212 18H216L215 20H217V22H218V24H217V27H216V31H214L215 30V28H212V29H210V27H208V25H206L207 27H205V29L203 28V25L200 23V20L201 19H205V16L206 15H208V16H206L207 17V19H208V17L210 18V15H212V14ZM251 13H250V15H251ZM79 14H81V15H79ZM101 14H106L107 16H102ZM114 14V15H113ZM142 14V15H141ZM160 14V15H159ZM181 14V15H180ZM253 14H252V16H253ZM260 14V17H262L261 18V20L258 18V15ZM109 15H112V16H109ZM118 15V16H117ZM171 15L172 16H174V19H173V17H171ZM180 15V16H179ZM185 15V16H184ZM255 15V14H254ZM80 16V17H79ZM109 16V17H108ZM119 16H121V17H119ZM175 16H176V18H175ZM189 17V18H186V17ZM190 16H192V18H190ZM195 16V18H193ZM215 16H217L218 18H220V19H218L217 17H215ZM3 17V16H2ZM2 17H0V44H2V43H4L5 41H6V39H7V37L9 36V34H10V30H9V27L11 28V26H10V23H11V20H9L10 18L9 17H4V18H2ZM113 18L111 21H109L111 18ZM114 17H115V19H114ZM119 17V18H118ZM168 17V18H167ZM177 17H178V19H177ZM180 17V18H179ZM182 17V18H181ZM249 17V16H248ZM6 18H9V19H6ZM107 18V19H106ZM109 18V19H108ZM141 18H143V19H141ZM164 18V19H163ZM167 18V19H166ZM171 20H170V19ZM184 18V19H183ZM186 18V19H185ZM211 18V19H212ZM221 18H223V19H221ZM252 18V17H251ZM255 17L253 16V19H254ZM258 18V19H257ZM86 19V20H85ZM104 19V20H103ZM122 19V18H121ZM144 19H146V20H144ZM169 19V20H168ZM172 19H173V22L174 23H176V24H174L175 26H173V25H171V26H173V27H171L170 26V24L169 23H171L172 22ZM180 19H182L181 21H180ZM187 19H189L190 21H187ZM264 19V18H263ZM83 20V21H82ZM89 20V21H88ZM103 20V21H102ZM107 20V21H106ZM117 21V23L116 22H114V21ZM123 20V19H122ZM163 20H165L164 22H163ZM169 22H167V21ZM177 20V22H175ZM192 20V21H191ZM210 20V19H209ZM222 20H223V22H222ZM241 20H243V19H241ZM245 20V19H244ZM243 20V21H244ZM113 21V22H112ZM123 21H125V20H123ZM137 21V22H136ZM184 21H186V23H184ZM220 21V22H219ZM110 22H112V24L110 23ZM120 22V24H118ZM128 21H126L125 23H127ZM131 22H133V23H131ZM165 22H167V23H165ZM190 22H191V24H190ZM200 23V25H199V23ZM222 22V23H221ZM257 22V23H258ZM259 22V23H260ZM115 23L117 24V25H115ZM182 23H184V24H188L190 27H191V25H192V23H193V29L194 30H192V27L190 28H188V25L187 26H185L184 24H182ZM194 23H197V24H194ZM220 23V24H219ZM256 23V22H255ZM264 23V21L262 22V24ZM6 24H9L8 26L6 25ZM108 24V25H107ZM136 24V25H135ZM168 24V25H167ZM178 24V25H177ZM179 24H181V25H179ZM226 24H227V26H229V27H226ZM238 24V23H237ZM42 24H40L39 26H38V28H37V30H36V33H38V34H43V32H42V30H44V26L42 25ZM146 25H150L151 26V24L150 23H148V24H146ZM145 25V26H146ZM167 25V26H166ZM221 25V26H220ZM40 26H41V28H40ZM119 26V27H118ZM125 26V25H124ZM156 26V27H155ZM176 26H181L180 28H181V32H179L181 35H179V33H178V31L180 30V28L178 27H176ZM222 26H223V29L224 28H226V29H228V30H230V31H228V32H231V30L234 28L236 31V33L234 32V29L232 30V37H234V36H236L235 38H236V40H235V38L233 39H231L230 41H232V44H231V42L229 41V43H227V41L224 43V45H223V41H221V44H222V46H221V44L219 45L220 46V48L222 49V51H221V49L218 47V48H216V50L214 51V53H212L211 55L208 53V50L206 49V47L204 46V44L203 43H201V41L203 42V35H207L208 34V31H210V32H212V33H215V34H218V33H220V32H218L220 29L221 30H223L222 29ZM168 27V28H167ZM170 27V28H169ZM195 27V28H194ZM237 27H238V29H237ZM4 28V29H3ZM119 28V29H118ZM173 29V30H170V29ZM175 28H177V29H179L178 31H176L177 29H175ZM30 29H32V27H30ZM133 29V28H132ZM202 30L201 32H202V34H200L201 32H200V30ZM226 29H224V30H226ZM189 30H191V31H189ZM203 30H206V31H204L206 34H204V32H203ZM259 30V31H258ZM260 30H261V33H260ZM40 31V32H39ZM172 32H173V34H172ZM175 32V33H174ZM178 34H177V33ZM188 32V33H187ZM209 32V33H210ZM217 32V33H216ZM184 33V34H183ZM185 33H186V35H185ZM168 34V35H167ZM194 34V35H193ZM199 34V35H198ZM8 35V36H7ZM82 35V34H81ZM185 35V36H184ZM188 35V36H189ZM80 36V35H79ZM180 36V37H179ZM181 36H183V38L181 37ZM199 36H200V38H199ZM44 37H45V39H46V44H45V40L43 41V36H42V40H41V42H40V44H38L37 45V51H36V53L33 55V56H35V55H37V60H39V58H40V56H41V54H42V56H48V57H50V56H53L54 55V53L55 54H57V57H59V60H60V62L62 63V61L64 62V60H65V53H62L63 51H57V50H55L54 48H52L51 47V38L50 37H48V36H46V35H44ZM48 37V38H47ZM253 37V38H252ZM25 38V39H24ZM29 38H30V41H29ZM23 37V38H19L18 39V43H20L21 45H23V47L19 50V48L17 49L16 47H14V49L16 48V51L15 50H13L14 52V55L16 54V53H19V55L18 54H16L15 56H17L18 58H15V66H16V69L18 70V72H16L15 73V71H17L16 69L15 70H11L9 73H8V71L7 72H5L4 74H2L1 75V77H0V80L2 79L3 80V82H2V80L0 81V86H1V88H0V123L1 124H7L8 122V124L7 125H9L10 124V128L8 129V130H6V132H5V134H6V139H8L9 138V140L11 139L12 140V143H11V141H10V143L12 144H10L11 145V149H12V156H10L9 158H8V161H6V162H4V163H6L5 165L3 164V163H0V180H7V179H11V177L13 178L14 176H15V174L18 172V170H19V167L22 165V163H23V159L25 158L24 156H25V149L28 147V148H30L35 154H36V159H37V169H39L38 170V172H39V174H40V180H41V182H42V184H43V186L46 188V189H49L50 191H52V192H59V191H64L65 189H66V187L68 188V186H73V184L74 183H76L77 181H78V178L84 173V171H85V165L83 166L82 165V161H81V156H79V154H81V152H80V148H79V144H77L78 143V141H77V139H75V140H73V137L74 136H72L71 134H64L63 132L64 131H61V129H59V128H57L54 124L57 122V118L62 114V115H64V114H66V112H67V106H65V105H61V106H57L56 108H55V106H52V105H40L38 102H36L37 104H35V101H32V98H30V97H32V95L29 97V95H30V93L32 94V92H33V90H34V88L31 86L32 85V79H30L29 81H28V83H26L25 84V90H26V88L28 89V91H25V93H24V91H23V94H25L24 96H23V94H22V92L21 93H19L20 91H19V87H20V85H21V77H20V75L18 74L19 73V69L21 70V66L24 64V63H26V64H24L23 65V67H22V69H26V68H30V65H32L33 63H31L30 64V62H31V59H29L28 58V53L30 52V49H27L26 48V46H27V44H29L30 42H31V40L33 39V35L31 36V37ZM49 38H50V41H49ZM202 38V39H201ZM254 38H257L256 40L254 39ZM82 38L80 37V39H76L77 41V43L79 42V45H83L84 47H86V48H88V49H90V50H94V48H93V46H91L90 47V45H86V42H84V40H81ZM198 40L197 41V44H195L196 43V41H194V40ZM253 39V40H252ZM258 39H259V42H263V43H259V45H257L256 44V42L258 41ZM260 39H263V40H260ZM22 40V41H21ZM27 40V41H26ZM178 40V41H177ZM234 40V41H233ZM237 40H238V42H237ZM241 40V41H242ZM218 41V40H217ZM256 41V42H255ZM26 42H28V43H26ZM44 44H43V43ZM179 42V43H178ZM195 42V43H194ZM198 42L201 44V45H199L198 44ZM239 43V44H237V47L235 46V44L236 43ZM227 43V44H226ZM233 43H235L234 45H233ZM242 43V47L244 46V45H247L248 44V47L250 46V48L249 49H251V52H250V54H249V58H248V56H247V58L245 57V56H243L241 53H238V52H242L240 49V44ZM244 43V44H243ZM246 43V44H245ZM182 44V45H181ZM194 44V45H193ZM225 44H226V46H225ZM262 44H263V47H262ZM41 46V47H39L38 48V46ZM42 45H44V46H42ZM230 45H233L236 49H238L237 50V53L236 54H232L233 53V51H236V49L232 46V48L230 47V50H231V52L232 53H230V50H229V47L228 46ZM16 46V45H15ZM190 46V47H189ZM224 46H225V49H224ZM25 47V48H24ZM42 47H44L43 48V51L41 50L42 49ZM51 47V48H50ZM195 47H196V49H197V52H196V49H195ZM227 47V48H226ZM23 48H24V51H27L26 53H27V55H26V53H24L23 52ZM233 48H234V50H233ZM26 49V50H25ZM47 49V50H46ZM195 49V50H194ZM198 49H200L199 51H198ZM228 49V50H227ZM20 52H19V51ZM55 50V51H54ZM190 50V51H189ZM193 50H194V52H193ZM207 50V51H206ZM233 50V51H232ZM185 51V50H184ZM24 53V57H22L21 56V54H23ZM40 52H41V54H40ZM51 52H53V53H51ZM69 52V51H68ZM107 55L109 54V49H107ZM204 52V53H203ZM206 52V53H205ZM217 52V53H216ZM222 52H223V54H222ZM225 52V53H224ZM229 52V53H228ZM254 52H256V53H254ZM47 53V54H46ZM60 53H61V55H60ZM195 55H194V54ZM216 53V54H215ZM228 53V54H227ZM38 54H40V56L38 55ZM44 54V55H43ZM49 54V55H48ZM219 54H220V58L221 59H219L218 57H219ZM241 54V56L242 57H240L239 55ZM257 54V55H256ZM99 55H101V57H102V59L104 60L106 57H107V55L106 54H100L99 53ZM210 55V56H209ZM227 55H231L232 57L235 55V59H234V57L232 58V57H230V56H228V58L230 57V60L231 59H234L233 61L231 60V61H228V58H227ZM236 55H238L237 57H236ZM250 55H252L251 57H250ZM256 57H255V56ZM14 56V57H15ZM26 56V57H25ZM42 56H41V58L40 59H42ZM222 56V57H221ZM199 56L197 55V56H195V58H196V61L197 62H201L202 63V60L204 59V58H202V59H199L198 58ZM240 57V58H239ZM243 57H244V60H243ZM253 57V58H252ZM22 58V59H21ZM23 58H25V59H23ZM28 60H27V59ZM214 58V59H215ZM242 58V59H241ZM250 58H251V60H250ZM36 59V58H35ZM35 59H32L33 60V62L35 61ZM198 59H199V61H198ZM253 59V60H252ZM24 61V63H23V61ZM102 60V61H103ZM239 60V61H238ZM244 62H246V63H244ZM17 61V62H16ZM101 61V62H102ZM249 61V62H248ZM20 62V63H19ZM23 64H22V63ZM222 62V63H223ZM238 64H237V63ZM239 62H242V63H244V64H242L243 65V67L245 68H242V65H241V63H240V65H239ZM251 62V63H250ZM249 63V64H248ZM17 64V65H16ZM232 64V65H231ZM237 64V66H235ZM253 64V65H252ZM257 64V63H256ZM18 65H20V67L18 66ZM247 65V66H246ZM29 66V67H28ZM250 66V67H251ZM18 67H19V69H18ZM26 67V68H25ZM258 67V68H257ZM255 68H257V71L258 72H255L256 71V69ZM114 69L116 70V72H114L113 73V75L111 76V78H112V80L111 81H116V82H118V81H120L121 79H122V74L121 73H119L118 71H120L121 69H122V64L119 62V60H115V65H114ZM255 70V71H254ZM248 71V72H247ZM251 71V72H250ZM126 72L127 73H129V72H131V69H129V68H126ZM247 74H246V73ZM253 72V73H252ZM256 74H255V73ZM7 73V74H6ZM11 73V74H10ZM14 73V74H13ZM6 74V75H5ZM19 75V76H18ZM4 76V77H3ZM249 76V77H248ZM20 77V78H19ZM8 78V79H7ZM108 79V78H107ZM7 80V81H6ZM19 81V82H18ZM7 82V83H6ZM105 81L103 80V79H101V80H98L97 81V84H102V83H104ZM2 83V84H1ZM20 83V84H19ZM28 84H30L29 86H28ZM19 86V87H18ZM27 86V87H26ZM32 87V88H30V90H29V87ZM263 90H264V83H263ZM18 92V93H17ZM29 93V95H26V94H28ZM2 94V95H1ZM18 94H19V96H18ZM21 95V96H20ZM23 96V97H22ZM26 96H28L29 98H26ZM24 97L26 98V100L24 99ZM74 97H75V95H74ZM16 98V99H15ZM22 99V100H21ZM30 99V100H29ZM262 99V100H261ZM24 100V101H23ZM258 100H260V101H258ZM258 100H256L255 102H256V107H258V105H259V107L262 105H264V102H262V101H264V95L262 96V98H260V99H258ZM16 101V102H15ZM29 101V102H31V104L30 103H28L27 104V102ZM261 104H259V103ZM34 103V104H33ZM27 104V105H26ZM29 105V106H28ZM31 105V106H30ZM38 107H37V106ZM16 106V107H15ZM52 106V107H51ZM31 107V108H30ZM37 107V108H36ZM41 109H40V108ZM257 108L258 109V112L259 113H262L263 111H264V106L263 107H260V108ZM13 108V109H12ZM52 108V109H51ZM62 108H63V110H62ZM38 109V110H37ZM39 109H40V111H39ZM56 110V112H55V110ZM260 109H261V111H260ZM42 110V111H41ZM54 110V111H53ZM59 111V112H58ZM61 111V112H60ZM36 112V113H35ZM37 112H40V113H37ZM41 112H42V115H44V117L43 116H41ZM63 112V113H62ZM35 113V114H34ZM33 114V115H32ZM39 114V115H38ZM60 114V115H59ZM264 114V113H263ZM34 115H38L39 117H34ZM41 116V117H40ZM33 117V121H32V118ZM238 117V118H237ZM237 117H231V119H232V121H231V119L229 120V123L225 126V129H224V132H223V138H225L226 140H225V142H224V140H222L223 138L221 137V142L223 143V145L222 146H224L223 148H225V149H227V148H229L230 146H232V145H234L235 146V144H234V142H236V144H238L237 142H239V144L240 143H242V142H244V141H246V139L247 140H249V137L251 138L252 137V134L254 135H256V134H258V132H260V131H262L263 129H258V128H260L261 127V125L262 124H264V119L262 120V119H258V118H256V120L254 121L255 122V124H254V122H252V120H251V122H250V124H249V121L248 120H246V121H248L247 122V125H246V121L244 120V122L243 123H245V124H242V126L244 127H242L241 126V123H239L240 124V126H238L239 128H242V129H239L238 127H237V125H239V124H236V123H238V122H235V121H238V119H239V116H237ZM237 118V119H236ZM35 119V120H34ZM42 119V120H41ZM233 119L235 120L234 122H233ZM37 120H40V121H38V122H36ZM47 120V121H46ZM54 120H56V121H54ZM259 120V121H258ZM261 120V121H260ZM7 121V122H6ZM258 121V122H257ZM263 121V122H262ZM32 122H33V124H32ZM46 122V123H45ZM55 122V123H54ZM230 122H231V126L233 125H235L234 127H232V128H235V129H238L239 130V132H245V134H247V135H245V134H243V135H241V133H239L237 130H231L230 128H231V126L229 125L230 124ZM14 123V124H13ZM36 123H38V124H36ZM46 125H48V126H46ZM52 123V124H51ZM35 124V125H34ZM40 124V125H39ZM41 124H43V126H41ZM261 124V125H260ZM33 125V126H32ZM37 125V126H36ZM230 126V128H229V126ZM244 125H246V126H244ZM258 125L260 126V127H258ZM52 126H54V127H52ZM83 125H81V127H82ZM228 126V127H227ZM251 126H253V128L251 127ZM255 126H256V129H254L255 128ZM263 127H264V125H262ZM42 127H45L46 129H49L47 132H46V129L45 130H42ZM50 127H52L51 129H50ZM228 129H230L231 131H229L230 132V134H228L229 132L228 131H225V130H228ZM249 127H251V130H250V128ZM258 127V128H257ZM262 127V128H263ZM34 130H36V129H38V131L36 132V131H34ZM36 128V129H35ZM41 128V129H40ZM249 130H248V129ZM56 129V130H55ZM81 129V128H80ZM79 129V130H80ZM258 129V130H257ZM15 130V131H14ZM29 130H30V132L31 131H33L32 132V135H31V133L29 132ZM50 130H52L53 131V133H52V131H50ZM55 130V131H54ZM241 130V131H240ZM257 130V132H255V133H253V131H256ZM42 131H44V132H42ZM62 132V133H59V132ZM234 131V132H233ZM236 131V132H235ZM247 131V132H246ZM249 131V132H248ZM250 131H251V134H250ZM35 132V133H34ZM39 132H41V134L39 133ZM51 133V135H49L48 136V134L49 133ZM231 132H233V133H238L237 135L235 134H233V133H231ZM11 133V134H10ZM13 133V134H12ZM28 133V134H27ZM37 133V134H36ZM45 133L47 134V136L45 135ZM226 133V134H225ZM29 134L31 135L30 136V138H28V136H29ZM33 134L35 135V138L33 139ZM40 134V135H39ZM61 134L65 137V140H64V138H63V136H61ZM232 134V135H231ZM240 134V135H239ZM248 134H250V135H248ZM42 135V136H41ZM67 135V136H66ZM69 135V136H68ZM227 135V136H226ZM228 135H231V136H228ZM254 135V136H255ZM40 136V137H39ZM71 136V137H70ZM224 136H226V137H224ZM233 136L235 137V138H233ZM238 136H240L239 138H237ZM244 138V139H242V137ZM246 136V137H245ZM249 136V137H248ZM51 137V138H50ZM59 137V138H58ZM230 137H232V138H230ZM248 137V138H247ZM36 138H38V140L36 139ZM55 138V139H54ZM68 138V139H67ZM209 138H210V136H209ZM215 138V137H214ZM212 139V137L210 138L211 139V141H210V143H209V139L207 140H205V144L207 143H209L208 145L206 144L205 146H206V149L208 150L209 149V147H207V146H210V144H211V146H210V148H212V149H215L216 150V148L218 149V150H220V149H223L222 148V146H220L221 144L219 143V142H217V143H214L215 141L214 140H217V141H220V140H218V139ZM228 138H230V139H228ZM246 138V139H245ZM36 139V140H35ZM57 139V140H56ZM72 139V140H71ZM235 139V140H234ZM240 139H242V142L240 141ZM32 140V141H31ZM35 140V141H34ZM42 140V141H41ZM45 140V141H44ZM54 140V141H53ZM237 140H239V141H237ZM244 140V141H243ZM73 141H74V143H73ZM77 142V143H76ZM228 142H230V143H228ZM233 142V143H232ZM35 143V144H34ZM50 143V144H49ZM212 144H215V146L214 145H212ZM216 144H219V146L218 145H216ZM227 144V145H226ZM258 144V145H257ZM256 144V147L254 146L253 148H251L252 150H247V148H244L247 152V155H246V153L244 152V150L243 149H240V151L241 152H239L240 154H239V158L241 159H238V160H236L235 162L238 164V162H239V164L237 165L235 162L233 163L234 164V166L235 167H237V168H239V167H241V163H242V165L243 166H245L246 165V167H244V170H245V173L244 174H240V175H235L236 176V178L235 177H226L224 174H223V176H222V174H219L220 175V177H221V179L219 178V180H221L222 181V183H220L221 181H218V183H217V186H231V187H234L238 182H243V181H245V183L247 182V181H249V182H252V181H250L251 179H252V177H253V175H252V171L253 172H255L254 170H255V168L259 165V163H261L260 164V166H258L257 168H256V171H258V170H260L261 168L260 167H263L264 166V164H262V160H263V163H264V155H262V156H260L261 155V153L262 154H264V152H262V151H264V142H263V144H262V142H261V144H259V143H257ZM230 145V146H229ZM259 145H260V151H256V150H259ZM233 146V147H234ZM32 147V148H31ZM221 147V148H220ZM233 147H231V148H229V149H232ZM14 149V150H13ZM224 149V150H225ZM77 150V151H76ZM235 151V150H234ZM250 151H252L251 153H250ZM253 151H256V152H254L253 153ZM259 152V153H258ZM241 153H243V154H241ZM256 153V154H255ZM249 154V155H248ZM252 154H254V155H252ZM258 154V155H257ZM241 155V156H240ZM243 155H245V157L247 156L248 158H246V160L244 159V156ZM258 157L257 159L256 158H253V157ZM80 157V158H79ZM253 160H252V159ZM242 159H243V161H245V163H243L242 162ZM247 159H248V161H247ZM261 159V161H258V160H260ZM257 160V161H256ZM200 163H199V162ZM198 161H190L189 160V162L191 163V162H193V164L196 166L197 164V167L200 169V165L201 164H203V165H201V167L202 166H206L207 164H209L208 165V167L209 166H212L213 165V160L211 161V160H209L208 161V159L207 160H204L205 162L204 163H201L202 161L201 160H198ZM206 161H208V162H210V163H206ZM238 161V162H237ZM251 161H253V162H251ZM256 161V163H254ZM8 162V163H7ZM22 162V163H21ZM188 163V161H184V164L185 163ZM196 164H195V163ZM251 164H250V163ZM259 162V163H258ZM180 163V164H179ZM186 163V164H187ZM190 163H188V164H190ZM206 163V164H205ZM211 163H212V165H211ZM254 163V165H252ZM2 164H3V166H2ZM41 164V165H40ZM175 164V165H174ZM173 165L176 167L177 166V164H178V166H177V168H175L173 165H171V167H170V169L171 170H169V172L170 171H173V173H174V175H176V180H174L175 181V183H174V181L172 182V180H173V177H174V175H173V173H169L168 175H171L170 177L168 176L167 178L168 179H166L167 181L165 182V180H163L162 182L161 181H158V180H152V182H151V180H147V184L145 183V181L144 182H142V185H144L145 187H146V185L149 187H151V189L153 188V190H154V187H155V189H159L160 190V188H161V190H164L165 188H163V187H168V189H171V185H172V189H173V191H172V189H171V191L170 190H167V188L164 190V192H166V191H170L169 193H170V195L172 194V196L174 197V201H173V203H182V204H177V205H172L171 207H170V209H171V211L173 212V214L175 213L176 215H178L177 213H179V215H180V213H181V211H183L184 209H186V211H188V212H185V215L186 216H184L183 214H184V211L181 213V216H177L178 218H180L179 220H180V222H181V220H183L182 222H183V226L181 227L180 226V229L182 230V231H185V229L187 228L188 229V227H191V225L192 224H196V222H197V220H196V218L197 217H199V218H197V219H199V221L198 222H202L203 224H206V225H200L199 223H197V225H192V228L193 229H195L196 231H197V229L199 230V231H197V232H195L194 233V231L195 230H193L192 228L189 230V231H187V229H186V231L185 232H187L186 234H189V235H187L188 237H189V239H188V237L185 235L184 237L186 238H184V240L186 241V240H189V241H187V242H185V245H186V243H190V242H193V243H190V246H188L189 245V243H188V245H186V246H188V247H192L193 246V248H191V250H190V248H188L189 250V254H192V253H194V254H192V256L190 257L191 258V261H192V263L191 264H198L197 263V261H203L202 263L201 262H199V264H203L204 262L206 263L208 260V264H212L213 262H212V260L214 259V260H217L218 259V261H215L214 262V264H223L224 262H222V261H225L226 262V259H228V261L225 263V264H228L230 261V263H232V264H234V260L237 258V260L238 261H236L235 260V263L237 264V262H239L238 264H245V262L246 261H248L249 260V258L248 257H250L249 255H251V257H252V259L250 258V260H252L251 262H250V260L248 261L249 263H251V264H255L253 261H256L257 260V263L256 264H264V258H263V254H264V252H263V250H264V237H262V233L264 234V226H263V228L261 227V225H260V223H259V221L260 222H262V220L264 219V217H263V215H264V213H263V205H264V198L262 199V200H260V206L259 205H257V203H256V205H253V206H251L250 207V209L249 210H252V211H250L249 212V210L247 209V212H249V213H247V212H243V215H242V210L244 209V204H248L246 201H248V196L247 195H245V194H243L242 192H240V190L239 189H237L236 188V186L233 188V190L232 191H234V192H231L230 193V195L228 194V196L230 197V199L227 197V194H225L224 193V195L226 196H224L223 194H221L220 196H222L221 198L222 199H225V198H228L229 200H231L232 199V197L233 198H237L236 199V201H235V199L233 200H231V202H232V204H231V208H233V206H235L234 208L236 209H234L233 208V212L235 213V215H236V212L238 211V209H239V205H240V209H242L241 211H238V212H241V213H239L240 214V216L239 215H233L234 213L230 210V211H227V209L226 208H229V207H226L225 206V208H223L224 206L221 204V202H220V200H221V198H219L220 196H218L217 198H219V199H217V198H215L214 199V195H216V193L217 192H212L211 193V195H210V197L209 198H207V202L208 201H211L212 203H211V205L214 207V204H215V207H214V210L215 211H213V212H215L214 214L212 213V214H208V215H206V220H203L204 219V217H202L201 215H200V213L198 214V210H196V208H193L192 206L190 207L189 206V204H188V207H189V210H188V207L186 206L187 205V202H186V200H185V196H186V194H184L185 192H186V189H184V190H182L183 188H185V186H186V184H185V182H188L187 181V179L189 178V179H191V178H193L192 176H196V174L197 173H201V172H204L203 170H205L206 168H207V166L204 168V167H202L200 170L196 167L195 168V166L193 167L192 166V164H190L189 166H187V167H189V168H185V166L184 167H182V165H184L183 164V162H176V163H174ZM187 164V165H188ZM200 164V165H199ZM205 164V165H204ZM248 164V165H247ZM81 166V167H80ZM83 166V167H82ZM249 166V167H248ZM255 166V167H254ZM79 168V169H78ZM83 168V169H82ZM182 168V169H181ZM183 168H184V170H183ZM246 168V169H245ZM248 168V169H247ZM250 168H252V169H254V170H252V171H250ZM259 168V169H258ZM172 169H174V170H172ZM175 169H179L181 172L183 171V173H185V171H186V173L185 174H187V175H183V173L182 174H180V171H178V170H176V172H174L175 171ZM185 169H187V170H185ZM189 169H191V171H190V173L188 172V170ZM197 169V170H196ZM95 170V169H94ZM105 170V169H104ZM193 170V171H192ZM250 173H248L247 171ZM198 171V172H197ZM200 171V172H199ZM263 174H264V167L260 170ZM196 172V173H195ZM188 173H189V175H188ZM194 173V174H193ZM183 176L182 178H183V181H182V179H180L181 181H179V176ZM254 174V173H253ZM80 175V176H79ZM244 175V176H243ZM247 175H249V177H247ZM252 175V176H251ZM184 176H185V178H184ZM189 176H191V178L189 177ZM225 176V178L223 179V177ZM242 176V177H241ZM246 176V177H245ZM42 177V178H41ZM178 177V178H177ZM180 177V178H181ZM187 177V178H186ZM240 177V178H239ZM72 178V179H71ZM175 178V177H174ZM242 178H244V179H242ZM251 178V179H250ZM188 179V180H189ZM233 180V181H231V180ZM238 179V180H237ZM246 179H248V180H246ZM263 179H264V176H263ZM76 180V181H75ZM181 182L180 184H179V182ZM185 180V181H184ZM227 180V181H226ZM149 181V182H148ZM153 181H154V183H153ZM169 181H171V182H169ZM225 181H226V183H225ZM73 182V183H72ZM159 182V183H158ZM165 184H164V183ZM178 183V186H181V187H178L176 184ZM232 182V183H231ZM235 182V183H234ZM71 183V184H70ZM82 183H84V182H81V183H79L78 185H76V187L74 188V189H78L77 190V192L79 191L80 193H83V188H84V186H85V184H83L82 185ZM152 183V185H150ZM157 183V184H156ZM229 183V184H228ZM233 183H234V186H233ZM45 184V185H44ZM69 184V185H68ZM149 184V185H148ZM156 186H155V185ZM160 184H161V186H160ZM166 184H169V185H166ZM183 185V188H182V185ZM232 184V185H231ZM247 185H249L250 184V186L252 187V183H246ZM66 185H68V186H66ZM159 185V186H158ZM173 185L175 186V187H173ZM80 186H82L81 188H80ZM154 186V187H153ZM163 186V187H162ZM64 187H65V189H64ZM74 187V186H73ZM147 187V188H148ZM149 187V188H150ZM160 187V188H159ZM117 188V189H116ZM128 187L127 186H124L123 187V189L122 188H119V187H113V188H111V189H104V190H102L100 193H98L97 195L95 194V196H93V195H91V196H89L88 197V199H87V196H85L84 195V197L82 198H80V199H78V200H73V199H70V198H68L66 201H65V199L63 198H59V197H51V198H49V199H46V200H44L45 201V203H43L42 202V200L41 199H39L38 201H35V200H31V202H29V201H27V200H22V201H20L19 199H17L16 200V198H9L8 199V197H5V196H3L1 193H0V207H2V208H5V209H10V210H15V211H22V212H24L25 211V213H27L28 215H33V216H46V215H60V216H67V215H69L70 213L69 212H72V209H73V211H79V210H81V208L83 209H87V208H89V207H92L91 206V204L93 205V206H95V204L98 206L97 208H100L99 210L103 213L102 214V217H101V222H100V226L103 224V222H104V225H105V222L109 225V223L108 222H110V225L108 226L107 224H106V228H103L102 227V234H100V233H97L96 231H94V230H90V231H88L87 233H85V234H83V232L82 231H78V232H76L75 234H67V232H65V233H61V232H54L55 234H52L51 236H52V238H51V236H46L42 241H40L39 243H41V245L38 243V242H36L35 244H33L34 246H33V248L32 249H30V251H33V254L32 255H35V253L37 254H40V255H42V256H31L33 259H32V261L33 260H35L36 259V257H37V259L39 260V261H41L42 262V264H88L89 262H92V261H95L96 263L97 262H99L100 264L103 262V260H105V264L108 262V261H110V263L112 264H115V261H116V258H115V256H114V253H111V252H109L110 250L111 251H113V248L112 247H109L108 245L110 244L111 246H113L114 245V247H115V245L116 244H119V242H118V240H117V238H116V240H114L115 238H113V236L114 235H112V217H113V220L114 219H116V218H118V216H116V214L115 213H113V212H115L114 210H116V208L117 209H119L120 207H119V204H121V202L122 203H124V204H126L127 202H125V201H127V199L126 198H124L123 196L125 195V190L127 189ZM149 188L147 189L148 191H149ZM176 188H177V190H176ZM64 189V190H63ZM72 189V188H71ZM116 189V190H115ZM252 189V188H251ZM251 189H249V190H251ZM54 190V191H53ZM73 190V189H72ZM81 190H82V192H81ZM178 190H180V192H179V195L181 196V193L183 192V194L182 195H184V196H181V197H183L182 199L181 198H177L178 197ZM181 190H182V192H181ZM235 190L237 191V190H239V191H237V192H235ZM38 190H36V192H37ZM177 193H176V192ZM185 191V192H184ZM256 191V190H255ZM74 192H76L75 190L74 191H72V193L74 194ZM150 192H153V191H149V193ZM163 191H162V193H159V192H157V194L159 193V195L161 194H163L164 193ZM80 193H78V194H80ZM234 195H233V194ZM252 193H254V191L252 192ZM41 194H43V193H41V192H38V196H40ZM77 194V193H76ZM107 194V195H106ZM124 194V195H123ZM176 194V195H175ZM237 195H241V197H237ZM177 196V197H176ZM212 196H213V198H212ZM232 196V197H231ZM235 196V197H234ZM244 198H243V197ZM245 196H247V197H245ZM2 197V198H1ZM4 197V198H3ZM122 197H123V199L125 200H123L122 199ZM177 198V199H176ZM238 198H239V200H240V198H241V201L243 200V199H246L247 198V200H243L242 202H240L239 200H238ZM6 199V200H5ZM8 199V200H7ZM58 200V202H57V200ZM60 199H62V201L60 200ZM81 199H87V200H82V201H79V200H81ZM177 201H176V200ZM178 199L180 200L179 202H178ZM214 199V200H213ZM216 199L218 200V201H216ZM11 200V201H10ZM48 200L50 201V202H48ZM52 200V201H51ZM56 200V201H55ZM121 200V201H120ZM129 200V199H128ZM24 201V202H23ZM32 201H33V203H32ZM47 201V202H46ZM76 201V202H75ZM124 201V202H123ZM235 201V202H234ZM263 201V202H262ZM34 202H36V203H38V204H34ZM60 202V203H59ZM71 202V203H70ZM184 202H186V205H184L185 203ZM207 202H205V204L207 203ZM237 202H239L238 204L239 205H237ZM28 203V204H27ZM40 203V204H39ZM80 203V204H79ZM89 203V204H88ZM214 203V204H213ZM235 203H236V205H235ZM240 203H243V204H240ZM262 203H263V205H262ZM31 204V205H30ZM179 205V206H178ZM186 206L187 208H184L183 206ZM243 205V206H242ZM262 205V206H261ZM114 206H116V207H114ZM173 206H175L174 208L175 209H173ZM178 206V207H177ZM220 208H219V207ZM222 206V207H221ZM261 207V208H259L258 209V207ZM119 207V208H118ZM145 207H147L146 208V210L147 211H150V212H152L153 210H152V208L150 207V210H149V204L148 205H146ZM263 207V208H262ZM70 208V209H69ZM178 208V209H177ZM181 208H184V209H181ZM215 208H218V211H217V213H216V210L217 209H215ZM231 208H229V209H231ZM254 208V209H253ZM121 209V208H120ZM179 209H181V210H179ZM194 209V210H193ZM239 209V210H240ZM258 209V210H257ZM260 209L262 210V212H260ZM141 211L142 210H145L144 208H141L140 209ZM176 210V211H175ZM191 210H193V211H191ZM195 210H196V214L197 215H194L195 213H193V212H195ZM245 210V209H244ZM257 211V213H256V211ZM175 211V212H174ZM180 211V212H179ZM191 211V212H190ZM220 211L222 212V215H221V213H220ZM227 213H226V212ZM246 211V210H245ZM223 212H225V213H223ZM230 212V213H229ZM233 214H232V213ZM237 212V213H238ZM69 213V214H68ZM110 213H113V215H112V217H111V214ZM153 213V212H152ZM193 213V214H192ZM250 213H251V215L252 214H254L255 213V215L257 216V218H256V220H254L253 219V217L255 216H251L252 217V219H251V217H249V215H250ZM262 213V214H261ZM64 214V215H63ZM66 214V215H65ZM191 214H192V217H191ZM217 214H219V216H220V218H215V216L217 217L218 215ZM223 214H224V216H223ZM245 214V215H244ZM247 214V215H246ZM261 214V216L259 217L258 215H260ZM156 215V214H155ZM212 215H213V217H212ZM241 215L244 217H246L243 221H244V223L246 224V225H248L249 226V223L251 224L252 222L254 223V224H256V225H254L253 223L250 225V227L248 228V226L247 227H245V224L243 223L242 224V220H239L240 221V224H239V221H238V219H243L242 217H241ZM108 216H109V218H108ZM116 216V217H115ZM187 216H189L190 218H188ZM194 216H197L196 218H194ZM218 216V217H219ZM222 216V217H221ZM225 216H227V218H224ZM255 216V217H256ZM187 217V218H186ZM234 217H238L237 218V220H235L236 218H234ZM241 217V218H240ZM157 218V217H156ZM178 218H176L175 217V215H174V219L172 220V224H174V222H176V221H178L177 223H175V225H179V220H178ZM191 218H194L195 219V221H194V219H191ZM201 218V219H200ZM230 220H229V219ZM232 218H234V219H232ZM248 218H249V220H248ZM260 218V220H258ZM109 219V220H108ZM177 219V220H176ZM210 219L212 220V223H214V224H212L211 222H209L210 221ZM215 219V220H214ZM223 219V220H222ZM227 219V220H226ZM262 219V220H261ZM184 220H188L187 222L186 221H184ZM193 220V221H192ZM203 220V221H202ZM217 220V221H216ZM222 220V221H221ZM225 220H226V222H225ZM229 220V221H228ZM232 220H234V221H232ZM245 220H247L246 222H245ZM252 220V221H251ZM189 221H190V223H189ZM192 221V222H191ZM221 221V222H220ZM227 221L230 223V221H231V223L229 224V223H227ZM242 221V222H241ZM256 221H257V223H256ZM264 221V220H263ZM181 222V223H182ZM194 222V223H193ZM217 222V223H216ZM222 224V222L223 223H225V226H227V228L226 227H224V224H222L223 226L221 227V224ZM234 222V223H233ZM181 223H180V225H181ZM232 223L233 224H236L237 223V225H232ZM4 224V223H3ZM188 224V225H187ZM216 224V225H215ZM227 224V225H226ZM229 224V225H228ZM262 225L264 224V222H262L261 223ZM174 225V226H175ZM201 226V227H199L198 228V226ZM214 227V229H216V230H214L213 229V227ZM220 226L219 228L217 227V226ZM233 226V228L231 229V227ZM240 225H242V226H240ZM254 225V226H253ZM257 225H259L258 227H259V229H258V231H259V233L257 234V230L256 229H254L255 228V226H257ZM185 226V227H184ZM188 226V227H187ZM203 226V227H202ZM209 226H211L210 228H209ZM228 226H230V227H228ZM234 226H237L236 228H237V230L235 229V227ZM245 228H244V227ZM251 226H253L254 228H252V229H254V230H251ZM197 227V228H196ZM205 227V228H204ZM3 228H5V227H3ZM183 228V229H182ZM207 228H208V230H207ZM212 228V229H211ZM226 229L227 230V234L224 232V230H221V229ZM230 229V231H229V229ZM239 228V229H238ZM105 229V230H104ZM109 229V231L111 232V234L107 231ZM200 229H202L204 232L202 233V231H200ZM219 229L221 230V231H223L226 235L224 236V233L223 232H220V233H217V230H218V232H219ZM233 229H235V231H233ZM240 229L243 231L242 233H243V235L245 234L246 235V230L245 229H249V230H251V232H249V234L250 235H247V237L245 238V235H244V238H243V236H242V234H240L239 235V233H241L240 232ZM244 229V230H243ZM193 230V231H192ZM213 230H214V232H213ZM256 230V231H255ZM262 230V231H261ZM106 231V232H105ZM192 231V232H191ZM205 231H206V233H205ZM216 231V232H215ZM237 231H239L238 233H237ZM252 231H253V234H254V237H250V239H251V241H248L249 239H248V236H251L252 235ZM254 231H255V233H254ZM9 232V231H8ZM107 232L110 234V235H112V236H110L109 234H108V236H109V238H107V241L109 242V240H110V242H109V244H106L107 242H106V238L104 239V237H107ZM198 232H201V233H199V237H200V239L198 238V242L195 240V242H194V240L192 239V237H195V235L196 234H198ZM208 232V233H207ZM210 232V233H209ZM231 232H233V234H235L236 233V235L238 236H236V235H230L231 234ZM235 232V233H234ZM245 232V233H244ZM248 232V231H247ZM97 233V234H96ZM193 233L195 234V235H193ZM215 233H216V235H215ZM56 234H58V235H56ZM95 234H96V236H95ZM183 234H185L184 232H183ZM190 234L191 235H193V236H190ZM200 234H202V236L204 237V236H207V237H202ZM217 234H218V236H217ZM220 234V235H219ZM229 234V235H228ZM248 234V233H247ZM56 235V236H55ZM60 235V236H59ZM105 235V236H104ZM221 235H223L224 236V239L225 240H223V237H221ZM228 235V236H227ZM261 235V236H260ZM55 236V238H53ZM102 236H104V237H102ZM149 236V235H148ZM148 236H146L145 235V237H148ZM151 236H152V234H151ZM216 236V237H215ZM220 236V237H219ZM227 236V237H226ZM253 236V235H252ZM264 236V235H263ZM98 237V238H97ZM112 237V238H111ZM218 237V238H217ZM226 237V238H225ZM235 237H236V240L237 241H240L239 243L235 240ZM239 237H242L241 238V240H240V238ZM57 238V239H56ZM99 238H100V240H99ZM111 238V239H110ZM202 238H203V241H202ZM207 238V239H206ZM210 238V239H209ZM217 238V239H216ZM232 238H234V240L232 239ZM237 238H239V240L237 239ZM102 239H103V241H102ZM141 239H145L144 237L143 238H141ZM192 239V240H191ZM204 239H206V242H204L205 240ZM231 239V240H230ZM256 241H255V240ZM51 240V241H50ZM53 240V241H52ZM113 240V241H112ZM201 240V241H200ZM213 240V241H212ZM221 240H223V242L221 243V242H219V241H221ZM243 240H247L246 242L249 244L248 246H250L251 247V249H250V247H245V248H249L250 249V251H249V249H248V251H246L247 249H245V254H244V252L242 251V250H244V249H242L243 248V246H247V245H245L244 243L242 244L241 243V241L242 242H244ZM254 240V241H253ZM48 241H50V242H53V244L52 243H49ZM95 241H97V242H95ZM99 241V242H98ZM113 243H115L116 242V244H113ZM140 241V240H139ZM138 241V242H139ZM218 241V243H216ZM236 241V244H234V242ZM261 241H262V244H261ZM9 241H3V244H0V246L2 247V248H4L5 247V245L4 244H6V245H8L7 243H8ZM101 242H103V243H101ZM118 242V243H117ZM141 243H144V241H140ZM146 242V241H145ZM149 242V241H148ZM201 242V243H200ZM203 242H204V244L206 245H204L203 247H202V244H203ZM214 242V245L213 246H215L214 248H213V246L211 245L212 243ZM226 242V243H225ZM232 243V246H233V249H232V247H231V243ZM253 242V243H252ZM47 243H49V244H47ZM96 243V244H95ZM98 243V244H97ZM196 243V244H195ZM216 243V244H215ZM228 243V244H227ZM256 243V244H255ZM38 244H39V247H38ZM100 244V245H99ZM106 244V245H105ZM148 244H150V245H147V246H149V247H155V244H151V243H148ZM192 244H194V245H192ZM198 244H199V246H198ZM253 244V245H252ZM256 245V247H255V245ZM258 244H261V245H258ZM4 245V246H3ZM47 245V246H46ZM96 245H98V246H96ZM152 245V246H151ZM159 245L161 246L162 245V243L160 244L159 243ZM158 245V246H159ZM208 245H210V246H208ZM222 245V246H221ZM224 245H225V247H224ZM236 245H237V247H239V249L238 248H236ZM241 245H243V246H241ZM21 245H19V247H20ZM102 246H106V247H102ZM107 246H108V248H107ZM117 246V245H116ZM160 246L157 248V249H159L160 248ZM219 246V247H218ZM230 246V247H229ZM234 246H235V248H234ZM241 246V247H240ZM252 246H254L255 247V249H254V247H252ZM42 247V248H41ZM44 247V248H43ZM97 247V248H96ZM199 247V248H198ZM207 247L208 248H210V247H212L213 248V250H214V252L216 253V254H218L217 255V257H219V256H221L222 258L223 257H225V255H224V253L226 252V250L229 252H231V254H229V255H232L231 257L226 253V257H225V260H223L221 257H219V258H217L216 256H215V253L213 252V250H211V248L208 250L207 249ZM263 247V248H262ZM2 248H0V249H2ZM39 248H40V251H39ZM102 248V249H101ZM201 248H202V250H201ZM203 248L205 249V251L207 252H205V251H203ZM230 248V250H228V249ZM261 248V249H260ZM33 249H35V251L33 250ZM97 249V250H96ZM108 249V250H107ZM196 249V250H195ZM198 249H200V250H198ZM235 249V250H234ZM240 249H241V252H243V253H241L240 252ZM256 249H258V251L259 252H257V253H255V254H253L252 252L254 251H256ZM29 250V249H28ZM37 250V251H36ZM41 250H43V251H41ZM46 250V251H45ZM89 250V251H88ZM198 250V251H197ZM222 252H224V253H222ZM232 250V251H231ZM234 250V251H233ZM239 252H238V251ZM262 250V251H261ZM87 251V252H86ZM160 251V250H159ZM35 252V253H34ZM89 252V253H88ZM101 253L102 255L100 256V254L99 253ZM103 252V253H102ZM229 252V253H230ZM234 252V253H233ZM235 252L237 253V254H235ZM247 252H249V253H251V254H249V253H247ZM110 253V254H109ZM199 253V254H198ZM201 253V254H200ZM205 253V254H204ZM208 253H211L210 254V256H209V254ZM240 255H239V254ZM259 253V254H258ZM44 254V255H43ZM98 254V255H97ZM167 254H169V253H167ZM188 254V255H189ZM207 254V255H206ZM221 254V255H220ZM237 256V257H233V256H235V255ZM244 254V259H242L243 257H241L242 255ZM257 254V255H256ZM262 254V255H261ZM90 255V256H89ZM112 255V256H111ZM195 255H197V256H195ZM198 255H203L204 257H206V256H208V260L205 258L204 259V257H202V256H200V257H202V259L200 258V260L198 259ZM224 255V256H223ZM238 255L240 256L239 258H238ZM260 256V257H262V258H260L261 259V261L259 262V260L260 259H258V257H257V259H256V256ZM96 256V257H95ZM99 256V257H98ZM106 256H110L109 258H110V260H109V258L107 257L106 258ZM165 256V259H164V257H163V255H162V257H161V262L163 263V264H168L169 263V260H170V254L169 255H164ZM214 256V257H213ZM229 256V257H228ZM248 256V257H247ZM255 256V257H254ZM98 257V258H97ZM100 257H103V260L102 261H98V259L100 258ZM106 259H105V258ZM112 257H114V258H112ZM213 259H212V258ZM232 257H233V259H232ZM43 258V259H42ZM93 258V259H92ZM112 258V259H111ZM167 258V259H166ZM216 258V259H215ZM222 260H221V259ZM229 258H231V259H229ZM36 259V260H37ZM242 259V260H241ZM247 259V260H246ZM254 259V260H253ZM33 261L34 263H36V264H39V263H41V262H39V261ZM106 260H108V261H106ZM167 260H168V262H167ZM213 260V261H214ZM239 260H241V261H239ZM210 261H211V263H210ZM220 261V262H219ZM233 261V262H232ZM165 262V263H164ZM109 263V262H108ZM107 263V264H108ZM109 263V264H110ZM204 263V264H205ZM206 263V264H207ZM103 264V263H102ZM118 264V263H117ZM248 264V263H247Z\"/></svg>",
    "mask_w": 264,
    "mask_h": 264
}]
</instances>
